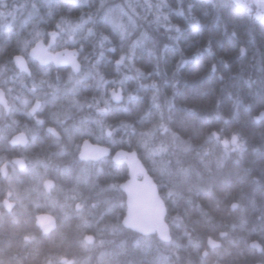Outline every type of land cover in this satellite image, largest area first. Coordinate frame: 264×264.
<instances>
[{
  "label": "trees",
  "instance_id": "trees-1",
  "mask_svg": "<svg viewBox=\"0 0 264 264\" xmlns=\"http://www.w3.org/2000/svg\"><path fill=\"white\" fill-rule=\"evenodd\" d=\"M110 8L113 15L122 8L125 23L129 16L136 21L123 42L105 19ZM0 13V88L11 108L6 115L0 107V164L15 156L27 162L23 171L9 165L7 177L0 175V264H264L263 17L255 18L236 0H0ZM65 21L83 27L70 39L56 28L58 22L66 27ZM37 31L46 46L56 31L53 51L77 49L81 71L96 64L107 83L89 78L74 98L66 96L69 76L79 74L28 58ZM142 33L148 39L127 59ZM102 34L111 41L103 47ZM25 40L33 43L25 47ZM15 55L26 57L31 75L14 66ZM121 55L126 59L117 66ZM182 58L188 63L174 80ZM117 87L124 95L120 104L109 99ZM37 97L42 106L32 115L22 100L35 103ZM93 97L109 101L103 116L85 103L94 105ZM61 108L71 112L69 119L53 118ZM85 118L90 132L69 139L65 129ZM47 126L61 139L47 133ZM20 131L29 136L27 146L10 147L8 139ZM83 139L112 153H138L165 202L169 243L123 227L119 184L128 177L127 164L110 157L80 161ZM60 152L67 154L55 155ZM40 213L53 215L55 227L40 230ZM251 241L261 245L260 253Z\"/></svg>",
  "mask_w": 264,
  "mask_h": 264
},
{
  "label": "water",
  "instance_id": "water-1",
  "mask_svg": "<svg viewBox=\"0 0 264 264\" xmlns=\"http://www.w3.org/2000/svg\"><path fill=\"white\" fill-rule=\"evenodd\" d=\"M41 41L43 42V40ZM33 47H35V44L29 50L28 56L39 63L37 59L31 56V50ZM55 52H61V53L76 52L77 53L76 61L81 67V63L78 61L79 53L77 49L65 48ZM16 56H22V55H15L13 57V63L15 67L25 72L26 74H29L30 69L28 67L26 58L22 56L26 64L27 71L21 69L17 65V63L15 62ZM50 63L53 64L55 67H69L73 72V69L70 64L56 65L54 62H49V64ZM0 91L3 92L4 99L7 101L4 90L0 88ZM113 91L117 92L120 95L121 98L119 100L112 99L111 94ZM110 100L112 101V103L115 104H120L123 101V91L121 87L114 88L110 91ZM0 105L4 108L6 114H9L10 111L9 105L8 108H5L2 104ZM49 128L52 127H47L46 130L48 131ZM20 133L21 132L13 135L9 139L8 144L10 146H25L27 144V143L19 144L12 142L13 137L18 136ZM52 134L57 138H60V135L57 136L54 133ZM106 134L110 135L111 131L107 130ZM26 139L28 142L27 136ZM85 143H87V145H90L91 149L88 150L89 154L87 158H82L81 152L85 150ZM110 155H111L110 147L98 143H92L89 139H85L82 141L80 145L78 158L81 161H88V160L97 161L99 159L108 157ZM124 159L128 164V178L119 184V189L125 195L126 209H125L124 217L122 219L123 227L130 229L132 231H137L142 235L156 234L157 238L161 242L163 243L170 242L171 241L170 227L166 222L167 209L165 202L159 193V189L155 180L149 174L147 168L144 166V164L142 163L141 159L138 156V153L135 150L129 151L124 149H118L111 155V160L114 161L115 163H121ZM11 163L15 164L19 170H24L26 168V161L21 157L13 158L11 160ZM8 164H9L8 162H5L0 166V173L2 176H5ZM232 207L236 208L237 204L234 203ZM35 225L41 230L52 229L55 227L56 221L53 215L48 213H42L36 216ZM208 244L211 247L217 246L216 242L209 241ZM249 245L250 247L256 249L259 253L262 250L261 245L257 241H251Z\"/></svg>",
  "mask_w": 264,
  "mask_h": 264
},
{
  "label": "snow or ice",
  "instance_id": "snow-or-ice-1",
  "mask_svg": "<svg viewBox=\"0 0 264 264\" xmlns=\"http://www.w3.org/2000/svg\"><path fill=\"white\" fill-rule=\"evenodd\" d=\"M116 7L119 8L118 5ZM114 12H115V9H112V8L108 9V11L105 13V19L109 21V23L112 25L114 31H116L118 33L120 41L123 42L125 39H127L132 34V32L130 31V28L132 30L135 29L136 21L131 16H129L128 22L125 23L122 19V16L127 15V13H124L122 8H120L119 14L113 15ZM133 12H135V9H133ZM3 15H4V13H0V16H3ZM8 15H12V13H8ZM156 19H157V21H159V16H157ZM164 19L166 20L167 16H165ZM64 23L67 25L66 27H62L61 23L58 22L56 24V28L59 29L60 31H67L69 33L70 39L72 36H74L77 33V31L79 29H81L83 27V24L72 25L70 22H67V21H65ZM84 23H87V21H84ZM0 27H2V25H0ZM176 31L179 32L180 29L177 27ZM57 34L58 33L56 31L49 33V35L52 37V42H50L47 45V47H45L43 42L41 41V33L39 31H37L35 33V36L33 37V40L35 41V47H33L31 50V56L33 58L37 59L39 61L40 65H48L49 62H54L56 65L70 64L72 69H73V74H79V75H77V77L75 79H73V75L69 76L68 83L65 85V89H66L65 95L66 96L70 95L71 97L74 98L77 95L78 86L81 85L82 81H85L89 78L96 79L98 81V84L107 83L106 81H104L103 76L98 71H96V64L91 65L88 69H86L82 72L80 65L76 61V55H77L76 52H63V53L54 52L53 47H54V41H55ZM87 34L88 35L93 34L92 28H89L87 30ZM145 39H148L147 34L142 33L141 37L139 39L133 41V43L131 44V47L129 50V55L127 56V59H129V60L132 59V56L134 54V49L136 48V46L138 44L142 43V41ZM105 41H108L109 43H111V41H109L108 36H105L102 34V39L100 42L101 47L104 46ZM32 43H33V41L25 40L24 46L28 47V45L32 44ZM101 55H102V53H101ZM87 59L88 58L85 57V60H87ZM125 59H126V57L124 55H121L120 58L115 61L116 65L117 66L121 65L125 61ZM15 62L17 63V65L21 69L27 71V67H26L25 61H24L22 56H16ZM187 63H188V61L184 60L182 58L181 61L175 65V70L172 73L174 80L176 79L179 71ZM215 70H216L215 65H213L211 71L215 72ZM41 72H42L44 77L48 76L47 71H44L43 69H41ZM137 72L139 73V69H137ZM29 75H31V73H29ZM45 82H46L45 80L41 79V83H45ZM113 83H115V81H113ZM121 83H123V81H121ZM48 84H49V87H53L51 82H48ZM152 87L157 88V85L153 84ZM173 87H174L173 95L175 96V85H173ZM32 90H33V92H35V90H36L35 84H33ZM44 95H47V94L45 93ZM51 96H52V103L55 106L57 99H58L55 89L52 92ZM111 96H112V99H115V100H119L121 98L120 95L115 91L112 92ZM156 98L157 97L154 95L153 100L155 101ZM101 100H103L104 107L99 106ZM93 101H95L94 105L92 103H88L87 101H85V103L90 108L95 106L97 114L99 116H103L106 113L107 108L109 107V101L107 99H104L103 97H101L100 100H97L95 97H93ZM22 103L25 107H29V105H31L30 106V113L32 115H35L41 109V106H42V101H41L40 97L36 98L35 103H31L26 98L22 100ZM71 103L75 104L77 107H81V108L84 107V104H81V102L79 100L73 99L71 101ZM0 104H2L5 108H8L7 101L4 99L2 91H0ZM170 106H171V100H170ZM51 115L53 116L54 119L61 121V120L69 119L71 117V112L67 109L61 108L60 111L53 112V113H51ZM99 122L100 121H97V123H99ZM42 123H43L42 120H37V124H42ZM27 131L33 135V138H35V131L33 129H27ZM48 131L59 136V134L56 133L55 129H53V128H49ZM65 132L69 134V139L72 138V135L74 133H80L81 135H83L86 132H90V129L88 127V119L87 118L81 119L78 124H73L70 128L65 129ZM211 135L213 137H216L217 140H219V136L217 133L213 132ZM236 141H237V137L235 135H233L231 142L233 144H236ZM12 142L13 143H19V144H26L27 139H26L25 133L21 132L18 136L13 137ZM223 143L225 146H227L229 141L224 140ZM89 149H91V146L87 145V143H85V150L81 152L82 158H87V156L89 154V151H88ZM66 154L67 153H65V152H60V153H56L55 155L64 156Z\"/></svg>",
  "mask_w": 264,
  "mask_h": 264
},
{
  "label": "flooded vegetation",
  "instance_id": "flooded-vegetation-1",
  "mask_svg": "<svg viewBox=\"0 0 264 264\" xmlns=\"http://www.w3.org/2000/svg\"><path fill=\"white\" fill-rule=\"evenodd\" d=\"M243 3L244 4H249V6H250V8H251V12H253V14H254V12H257V11H259L260 12V16L259 17H257V18H260V17H263L264 18V0H243ZM54 66V65H53ZM55 67V66H54ZM47 127H52V126H47ZM46 127V128H47ZM46 128H45V130H46ZM53 129H55V131L56 132H58L57 131V129L55 128V127H52ZM47 131V130H46ZM20 132H23V131H20ZM17 133H19V132H17ZM17 133H14V134H12L11 135V137L13 136V135H15V134H17ZM25 133V132H24ZM47 133H49L54 139H57V140H59V139H61V135H60V133H59V135H60V138H57L56 136H54L52 133H50V132H48L47 131ZM26 134V136H27V138H29V136H28V134L27 133H25ZM10 137V138H11ZM84 140V139H83ZM82 140V141H83ZM82 141H81V143H82ZM28 142H29V139H28ZM28 142H27V144H28ZM81 143L78 145V153H79V150H80V145H81ZM27 144L25 145V146H10V147H21V148H25L26 146H27ZM78 153H77V156H78ZM16 157V156H15ZM18 157H20V156H18ZM23 159H25L24 157H22ZM26 160V159H25ZM15 170H17V168L15 169ZM0 207H1V205H0Z\"/></svg>",
  "mask_w": 264,
  "mask_h": 264
},
{
  "label": "rangeland",
  "instance_id": "rangeland-1",
  "mask_svg": "<svg viewBox=\"0 0 264 264\" xmlns=\"http://www.w3.org/2000/svg\"><path fill=\"white\" fill-rule=\"evenodd\" d=\"M241 6H243L244 8H246V9H248L250 12H251V8L249 7V4H244L243 3V0H236ZM252 14H253V12H251ZM254 17L255 18H257V17H259L261 14H260V12L259 11H257V12H254Z\"/></svg>",
  "mask_w": 264,
  "mask_h": 264
}]
</instances>
